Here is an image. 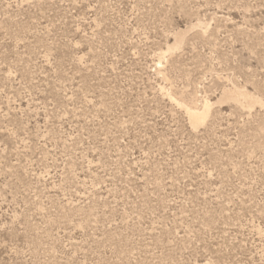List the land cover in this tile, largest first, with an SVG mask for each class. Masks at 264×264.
Returning a JSON list of instances; mask_svg holds the SVG:
<instances>
[{"label": "rangeland", "instance_id": "1", "mask_svg": "<svg viewBox=\"0 0 264 264\" xmlns=\"http://www.w3.org/2000/svg\"><path fill=\"white\" fill-rule=\"evenodd\" d=\"M0 264H264V0H0Z\"/></svg>", "mask_w": 264, "mask_h": 264}, {"label": "bare ground", "instance_id": "2", "mask_svg": "<svg viewBox=\"0 0 264 264\" xmlns=\"http://www.w3.org/2000/svg\"><path fill=\"white\" fill-rule=\"evenodd\" d=\"M247 100L248 97L245 94H238V100ZM254 99V98H253ZM253 99L249 98L250 103H256ZM237 101V100H236ZM245 103V102H243ZM210 107L206 104L203 108V110L201 111H196L193 109L190 110L188 109V113L190 115V118L192 119V121L194 122V124L196 125H202L207 121V118L209 117V113H210Z\"/></svg>", "mask_w": 264, "mask_h": 264}]
</instances>
